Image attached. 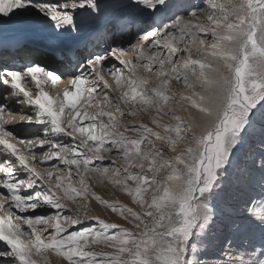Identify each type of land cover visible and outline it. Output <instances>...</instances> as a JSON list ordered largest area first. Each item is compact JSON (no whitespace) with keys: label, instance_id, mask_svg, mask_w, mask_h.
Listing matches in <instances>:
<instances>
[{"label":"snow or ice","instance_id":"obj_1","mask_svg":"<svg viewBox=\"0 0 264 264\" xmlns=\"http://www.w3.org/2000/svg\"><path fill=\"white\" fill-rule=\"evenodd\" d=\"M0 264H264V0H0Z\"/></svg>","mask_w":264,"mask_h":264}]
</instances>
